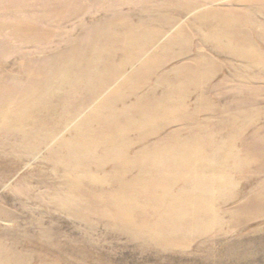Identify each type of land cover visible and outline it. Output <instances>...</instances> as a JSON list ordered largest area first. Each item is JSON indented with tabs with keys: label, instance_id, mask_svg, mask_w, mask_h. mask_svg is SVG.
Segmentation results:
<instances>
[{
	"label": "rangeland",
	"instance_id": "1",
	"mask_svg": "<svg viewBox=\"0 0 264 264\" xmlns=\"http://www.w3.org/2000/svg\"><path fill=\"white\" fill-rule=\"evenodd\" d=\"M28 1L36 3L32 10H20L26 3L0 9V26H25L28 22L45 27L54 25L58 38L47 44L28 46L10 37L11 33H16L14 28L0 29V76H23L29 58H36L34 68H38L49 62L47 57L53 51L65 50L72 41L87 49L102 37L99 40L104 46L111 43L114 48L127 35L144 34L146 41H151L155 38L154 30L163 32L166 29L158 22L163 17L170 18L166 22L172 19L178 22L167 28L164 36L158 37L152 46L147 45V50L132 61L133 67L114 76L123 82L119 87L118 83L109 86L104 82L106 79L102 75L110 65L106 60L98 59L94 66L84 62L88 77L99 85H92V82L70 88L66 94L64 105L70 100L76 111L83 105L87 108L85 115H76L68 130L58 136L55 144L63 141L60 154L51 159L48 155L51 147H45L21 164L5 184H0V205L9 214L8 218L0 217V242L4 248H14L28 257L26 264H264V219H256L234 231L210 230L200 236L175 232L176 216H187L194 222L196 217L203 221L213 215L207 216L208 211L195 215L200 201L197 198L179 200L176 195L172 197V193L167 195L162 186L170 183L159 179L169 168L166 176L168 180L178 179L177 192L199 193L200 199L204 196L202 201L209 196L201 192L205 186H210L208 190L213 192L215 199L204 202L210 203L220 217L221 206L227 200L219 193L223 185V193L231 198L244 191L241 200L234 204L230 201L226 207L235 210L244 203L245 197H249L251 188L264 182V146L254 148L264 139V66L252 64L250 56L243 57V52H236L234 40L212 37L211 31L202 29V23L197 21L205 12L216 9L223 13L256 9V1L252 5L254 0ZM179 1L195 7L206 6L209 1L212 5L183 14L178 19L171 18L169 12L179 17L178 8L185 3ZM39 2L44 4L37 5ZM71 2L76 5H64ZM2 4L4 0H0V6ZM36 15L45 19L36 21ZM257 16L262 18L263 24L264 17ZM192 20L200 27L188 28L186 42L180 38L177 27ZM258 41L253 42L254 47L259 46L264 54V45ZM251 45L249 42V48ZM35 51L39 53L35 55ZM169 51L184 55L170 61ZM40 52L47 55L41 54L42 60H37ZM110 54L115 57L114 51ZM85 56L90 57L89 54ZM115 59L122 64L120 59ZM233 138L238 140V149L230 151ZM70 155H76L81 167L67 161ZM222 157L228 160L224 162ZM248 160L253 162L250 169L243 164ZM205 161L206 165L201 166ZM126 162L131 163L125 166ZM187 162L191 165L188 168L185 167ZM0 165L17 166L14 159L10 162L2 157ZM67 169L80 170L73 175L78 176L80 182H69ZM125 169L132 172L129 180L147 170L149 178L155 181L152 186L157 188L151 189L156 195L154 202L146 201L147 195H139L137 225L142 224L146 216L149 224L158 230L160 240L170 242L175 237L188 238V245L164 249L147 241L146 236L145 240L135 239L126 231L102 223L89 225L72 216L70 211L58 210L64 198L84 204L91 200L104 201L102 191L119 194L117 187L125 181H119L118 172ZM189 169V175L182 174ZM247 170L251 171L248 175ZM89 177H100L101 182L94 184ZM129 184L133 185L134 181ZM24 189H28L30 195L24 196L21 193ZM78 190L81 197H77ZM114 202L106 201L104 206L112 210ZM142 211H146V215ZM225 216L228 222L229 215Z\"/></svg>",
	"mask_w": 264,
	"mask_h": 264
},
{
	"label": "bare ground",
	"instance_id": "2",
	"mask_svg": "<svg viewBox=\"0 0 264 264\" xmlns=\"http://www.w3.org/2000/svg\"><path fill=\"white\" fill-rule=\"evenodd\" d=\"M4 2L5 4H2L0 6V9H10L11 7H18L26 3L22 8H20V10H25L27 8L32 10L36 5V3H30L28 0H4ZM159 2H161V0ZM170 2L172 3L173 1ZM179 2L183 3L185 1ZM253 2H255L254 5L257 6L255 7L256 9L249 8L244 13H237V11H235L236 13H230L228 11L226 13H223L221 12V10L218 11L216 9L214 11L205 12L202 18H197V21H200V23H202V29L211 31L210 33L212 37H216V39L220 40L223 39L221 37L224 36V38H227L232 42L234 40L236 42L235 44L237 45L236 52L238 54H241V52H243V57L245 55L250 56L252 59V64H254L255 66L256 64L264 66V54L260 50V47L258 46L255 48V44L253 43L255 40L258 39L260 41L258 42L261 43L262 46L264 45V22L263 24H261L260 21H262V18H259L257 16L261 15L264 17V0H254L251 1L250 4L252 5ZM43 4V2H39L37 5ZM183 4L184 6L178 8L180 11L176 10L178 11V13H180L178 15L179 17H177V15L173 14L172 12H169L171 14V18L173 16L175 19L181 18L183 14H190L200 8H205L208 4L212 5V2H206V6L201 3V5L203 4L202 7H195L189 2H185ZM64 5H67L68 7H74L76 4L75 2H71ZM163 9L168 10L167 8ZM41 18L44 17L36 15L34 20L40 21ZM167 19L169 20L170 18L163 17L161 20L158 21L160 26L162 25L166 29L172 28L178 22L173 19V21L171 20L169 22H166ZM212 23H214L215 25H212ZM8 25L11 24H3L0 26V29L14 28V30H16V33H11L10 37L14 36V40H17L19 43H25L28 46L31 43L47 44L48 42H51L55 37H57L53 29L54 25L45 27L41 24H37L36 22L33 24L28 22L25 26L24 24H16L13 25V27ZM190 26L193 27V29H197L200 27L197 26L196 23H194V20L189 21L188 24L186 23L181 26L179 24V27H177V30H180V38H183L186 42L188 41V28ZM165 30L163 32H158L159 30H154L155 38L151 41H146V35L144 36V34H141V36L135 34H133V36L127 35L125 39L117 43L114 48L113 44L111 43L104 46V43L100 41L102 37H99L100 40L99 38H97L95 41H93L87 49L82 48L83 44L76 45L72 41L71 43H69L65 50L53 51V54L50 57H47L49 58V62L43 63L42 65H38V68H34V61L36 60V58H29L25 66L27 72L23 76L1 75L0 157L7 160L9 159L10 162L12 159H14L15 164H17V166L1 167L0 165V184H5L11 178L12 174L16 172V170L21 164H23L29 158L37 155L43 148L51 147L48 154L51 159L60 154V150L62 148L61 143L63 141L59 145L55 144L56 140L58 139V136L63 131L68 130L69 126L73 123L74 117L76 115H85V109L87 108L85 105L81 106V108L78 106L79 110L76 111V108L73 107L70 100H68L67 104L64 105V100H66L65 96L70 88L87 86V84H91L93 82L88 77L90 76L89 73L87 75L88 69H86V66H84V62H89L90 65L92 64V66H94L98 59L106 60L110 65L109 69L105 70L102 75L104 79H106L104 80V82H106V84L109 86L118 83L119 87V85H122L123 82H119L118 79H116L115 77H117V75H119L124 69L128 70L133 67L134 62L132 63V61L137 59L138 56H140L143 52H145V50H147V45L152 46V43L155 42L158 37L164 36ZM218 31H220V34ZM249 42H252L251 48H249ZM11 48H14V44H12ZM110 50L114 51L115 57L113 54H110ZM37 53H39V51H35V55H37ZM41 54H43L42 56L44 57L45 55H47L46 52H40V54H38L39 57H37V60H42V58L40 57ZM86 54H89L90 57L84 58L86 57ZM183 55L184 53L174 54L170 51L168 52V58L170 61L174 58H177L178 56ZM59 57L61 58L60 60ZM115 58L120 59L122 64L116 62ZM112 62L113 64H111ZM117 66H120V68L117 69ZM22 67L23 65H21V68ZM183 68H186V70L190 69L189 66H183ZM94 83H96V85H99V82L96 81L93 82L92 85ZM97 99H99V97ZM77 104H79V102H77ZM237 141V139L235 140V138H233V142H231L232 144L230 145V151L238 149ZM261 143L262 144L254 146V148H257V146L262 148L264 146V139L261 140ZM76 159V155H70V157H67V161L73 163L77 168L81 167L79 162L76 161ZM227 160L228 159H226V161ZM252 160H248L246 164L243 163L244 167L246 166V169L247 167L248 169L251 168L253 164ZM223 161L226 162L225 159H223ZM130 163L131 162H126L125 166L130 165ZM187 163L188 164L185 165L186 168L191 166L190 162ZM171 165H173V162ZM203 165H206V161L204 162V164H201V166ZM179 167H181L182 169V165ZM168 170L169 168L166 171H163L165 175L162 173V176H160L159 178L160 181L164 180L170 183V185L162 186L164 192L167 195L172 193V197L176 195L177 199L179 200L180 198H191L192 200L197 198V200H199L200 202L197 203L198 210H196L195 215H200V212L202 211H208L209 213L206 214L207 216L213 215V217H208L207 219H203V221L196 217V219H194V222L190 220L187 216H176L177 218L174 219L175 225L173 228L175 232L182 231V233H189L200 236L210 232V230L218 229L222 231L225 229H229L231 231H234L236 229L244 228L246 225H248V223H251L256 219H264V182L251 188L249 192V197H245L244 203L241 206L239 205L237 208H235V210H229L226 207H228V203L230 201H232L233 204L238 202V200L242 197L244 191L239 193L238 196L235 195L231 198V196L223 193V185L219 193H221V198H227V200L221 206L222 217H220L219 213L214 212L215 209L210 203L204 202V200L211 199V201H213L215 199L214 195L212 194L213 192L208 190L210 186H205V189H203V192H201V194L209 196L203 201L201 199H203L204 196L200 199V195H197L199 193H187L184 191L178 193V185H176L178 179L171 177L170 180H168L169 177L166 176V174L169 175ZM77 171L75 169L66 170V172L68 173L67 179L69 182H80V180H78V176H73ZM184 171L185 173L182 171L183 175H189L191 173L190 169ZM215 171L217 170L213 169V172ZM250 172L251 171L247 170V175ZM118 173L121 176L119 178V181L121 179L125 181L124 184H119L117 187V190L120 192L119 194L118 192H116L115 194L110 192L105 193V191H102L104 190V188H100L103 192V195L101 196L103 197L104 201L94 202L93 200H91L83 204L80 201H73L71 200V198H64L61 202L62 205L58 203L59 206L61 205L60 207H57L58 210L70 211V214L72 216L74 215L77 219H80L81 221H84L89 225L98 226L102 223L107 227L120 231H126L127 233H131V235L135 239L143 240V237L146 236L147 241H150L155 245H159L164 249L184 247L185 244L188 245V238L177 239L175 237V239L171 238L170 242L166 240H160L157 234L158 230L149 224V220L146 218V216L144 218L143 223L137 225L136 219L140 217L138 216L139 195H147L146 201L148 202H154L156 200V195L153 192L154 190L151 191V189L157 188L156 186H152L155 181L149 178V176L147 175L149 174V172L147 170L141 171L140 176L137 178L135 177L134 180L128 179V177H130L132 174V172L129 170L125 169ZM99 178L89 177L91 182H94V184L101 182V179ZM106 181L109 182L108 178ZM130 181H134V184H129ZM144 182L148 184H143ZM188 187L189 189L191 188V186ZM198 187L201 189L200 186ZM225 190L228 191V188H225ZM140 191L142 193H140ZM80 192L81 191L78 190L79 195H77V197H81ZM21 193L24 194V196L30 195L28 189L22 190ZM104 195L107 196V198ZM99 198L101 199V197ZM110 200L115 201L112 204V206L114 207L112 210L104 206L107 204L106 201ZM146 213V211H142V214L146 215ZM224 214L227 216L229 215L228 218H230V220L228 222H226V216ZM206 215L204 214V217H206ZM0 217H9L8 212H5L3 206L1 205ZM223 219L225 221H223ZM172 232H170V234ZM28 260V257L20 255L18 252H16L14 248L5 249L4 245L0 242V264H26Z\"/></svg>",
	"mask_w": 264,
	"mask_h": 264
}]
</instances>
